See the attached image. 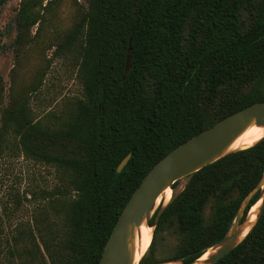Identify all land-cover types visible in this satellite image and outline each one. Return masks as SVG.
I'll list each match as a JSON object with an SVG mask.
<instances>
[{
  "label": "trees",
  "instance_id": "1",
  "mask_svg": "<svg viewBox=\"0 0 264 264\" xmlns=\"http://www.w3.org/2000/svg\"><path fill=\"white\" fill-rule=\"evenodd\" d=\"M43 1H21L17 42L40 23L36 8ZM85 2L53 51L77 56L83 98L52 128L33 122L23 100L8 101L0 111V152L14 135L27 154L54 162L67 176L68 189H55L69 198L62 210L63 264H97L128 198L160 158L219 119L264 100V0ZM61 141L79 143V154L41 148ZM263 170L264 138L187 175L183 189L150 221L176 234V247L167 258H151L153 235L138 264L197 259L227 233ZM258 195H251L240 221ZM215 264H264V209Z\"/></svg>",
  "mask_w": 264,
  "mask_h": 264
},
{
  "label": "rangeland",
  "instance_id": "2",
  "mask_svg": "<svg viewBox=\"0 0 264 264\" xmlns=\"http://www.w3.org/2000/svg\"><path fill=\"white\" fill-rule=\"evenodd\" d=\"M21 1L0 3V111L8 101L23 100L33 122L56 127L83 98V90L76 75L77 56L53 55V51L82 16L86 2L44 0L36 8L42 14L40 23L25 33L23 42H17L15 17ZM211 114L206 110L207 119ZM7 138L0 152V264H63L59 243L66 231L62 210L69 198L61 197L55 189H68L67 176L54 162L27 154L14 135ZM41 148L47 153L68 155H78L81 150L73 141ZM186 179L184 176L170 186V199L183 189ZM167 203L157 199L149 224L155 211L159 209L160 213ZM212 204H206L205 218ZM150 227L151 238L156 235L150 257L167 258L177 245V235L155 224ZM209 248L206 251L210 254L215 247Z\"/></svg>",
  "mask_w": 264,
  "mask_h": 264
},
{
  "label": "water",
  "instance_id": "3",
  "mask_svg": "<svg viewBox=\"0 0 264 264\" xmlns=\"http://www.w3.org/2000/svg\"><path fill=\"white\" fill-rule=\"evenodd\" d=\"M129 67V55H127L124 75ZM253 121L255 124L264 128V100L254 102L219 119L213 125L183 141L160 158L148 170L128 198L112 227L97 264H131L132 253L130 244L133 229L142 221L150 226L148 221L151 213L155 209L156 199L161 192L166 187H170L176 180L197 171L230 152H234L229 151L223 153L227 145ZM262 138H264V130ZM128 157L129 155H126L121 160L117 167L118 171L125 164ZM263 184L264 170L258 183L241 201L231 224L233 228H229L227 233L213 245L215 249L208 255L207 264H215L221 257L234 248L252 229L264 209V197L259 206L255 222L244 237L236 241V237L239 234L238 227L246 218L245 216L244 220L240 221L243 210L249 198L256 190H259L256 201L262 197L264 191ZM170 261L180 264L194 263V260L190 262L168 260L161 263Z\"/></svg>",
  "mask_w": 264,
  "mask_h": 264
},
{
  "label": "bare ground",
  "instance_id": "4",
  "mask_svg": "<svg viewBox=\"0 0 264 264\" xmlns=\"http://www.w3.org/2000/svg\"><path fill=\"white\" fill-rule=\"evenodd\" d=\"M263 130L264 128L262 126L255 124L254 121L251 122L227 145L223 153L229 151H236L239 149H245L256 144L262 138ZM262 187L264 190V184ZM170 196H171L170 187H166L157 197V199H160L163 203H167V201L170 199ZM263 197H264V191L262 197L249 208L245 218L246 225L241 226L242 223H244L245 221L239 225L238 227L239 234L236 237V241L241 240L255 222L259 210V206L261 204ZM151 232H152V228L148 226L144 221H142L139 225L134 227L132 240L130 244L131 253H132L131 264H138L139 259L147 250L149 243L151 241ZM208 255L209 252L205 251L197 259L194 260L193 264H207L206 261ZM161 264H180V263L170 261Z\"/></svg>",
  "mask_w": 264,
  "mask_h": 264
}]
</instances>
